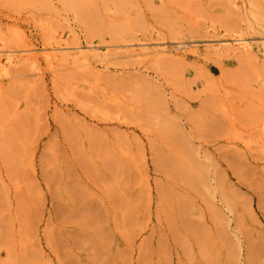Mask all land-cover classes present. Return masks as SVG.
I'll return each mask as SVG.
<instances>
[{"label":"rangeland","instance_id":"obj_1","mask_svg":"<svg viewBox=\"0 0 264 264\" xmlns=\"http://www.w3.org/2000/svg\"><path fill=\"white\" fill-rule=\"evenodd\" d=\"M0 264H264V0H0Z\"/></svg>","mask_w":264,"mask_h":264},{"label":"bare ground","instance_id":"obj_2","mask_svg":"<svg viewBox=\"0 0 264 264\" xmlns=\"http://www.w3.org/2000/svg\"><path fill=\"white\" fill-rule=\"evenodd\" d=\"M185 45V44H184ZM147 46V45H146ZM116 47V46H115ZM32 48V47H31ZM66 50L64 51V53H62V57L64 58V59H66V60H72V59H77V57H78V55H77V53H75L76 51H74V50H72V49H70V47H66L65 48ZM75 49V48H74ZM24 50V49H23ZM79 50V49H78ZM166 50V49H165ZM254 50V47H253V45L251 44V43H249L248 41H247V39L246 38H235L233 41H231L230 39H226V40H224L223 41V43H222V45H221V48L218 50V51H220V52H222V51H226V52H232V53H247V52H252ZM30 51V50H29ZM155 49H151V47H141V49L139 50V52H138V55H143V56H151V55H153V53H155ZM62 52V51H61ZM111 53V52H110ZM128 53H129V50H128ZM260 53V52H259ZM55 54V53H54ZM61 54V53H60ZM85 54V53H84ZM83 54V55H84ZM164 55V54H163ZM190 56V55H189ZM222 56V55H221ZM235 56V55H234ZM55 57V56H54ZM59 57V56H58ZM162 57V56H161ZM165 57V56H164ZM164 57H163V59H164ZM168 57H171V55H169ZM223 57V56H222ZM60 58V57H59ZM46 59H48V58H46ZM49 59H50V57H49ZM48 59V60H49ZM157 59V58H156ZM158 59H159V57H158ZM17 61V60H16ZM58 61V60H57ZM139 61V60H138ZM147 61V60H146ZM157 61V60H156ZM162 61V60H161ZM29 62H30V60H29ZM33 62V61H32ZM31 62V63H32ZM48 62V61H47ZM159 62V61H158ZM35 63V62H34ZM58 63H59V61H58ZM157 63V62H156ZM37 64V63H36ZM77 64V63H76ZM56 66V65H55ZM59 66H61V65H59ZM57 67V66H56ZM62 68V67H61ZM64 68V67H63ZM84 69H85V67H84ZM181 132V131H180ZM179 137H180V135H179ZM176 139V138H175ZM186 140V139H185ZM185 143V142H184ZM248 143V142H247ZM245 145V144H244ZM259 145V144H258ZM257 145V146H258ZM247 146H249V145H247ZM256 146V147H257ZM190 148V147H189ZM249 149H253V148H255V146L254 147H252V148H250V147H248ZM258 148V147H257ZM262 149V148H261ZM260 148H259V150H261ZM192 150V149H191ZM258 150V151H259ZM190 152V151H189ZM248 152H250L249 150H248ZM255 152H257V151H255ZM194 153V152H193ZM251 153H253L252 151H251ZM195 155V154H194ZM196 167H197V165H196ZM200 169V168H199ZM195 177V176H194ZM192 178V177H191ZM188 180H190V177H189V179ZM193 179H191V181H192ZM190 181V182H191ZM195 181V180H194ZM196 182V181H195ZM198 185V184H197ZM216 186V185H215Z\"/></svg>","mask_w":264,"mask_h":264}]
</instances>
